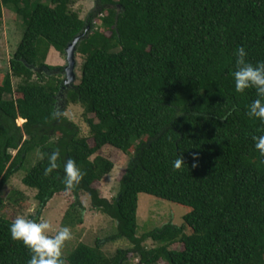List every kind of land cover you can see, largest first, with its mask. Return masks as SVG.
Returning a JSON list of instances; mask_svg holds the SVG:
<instances>
[{"label": "trees", "instance_id": "1", "mask_svg": "<svg viewBox=\"0 0 264 264\" xmlns=\"http://www.w3.org/2000/svg\"><path fill=\"white\" fill-rule=\"evenodd\" d=\"M72 1L0 0V25L8 9L24 27L3 82L0 73V204L11 179L39 154L22 181L38 202L26 219L41 221L49 202L70 192L62 226L82 225L85 195L117 222L113 238L132 244L110 258L102 249L108 240L81 243L62 255L65 264H129V254L139 264H264V156L253 140L264 135V121L247 114L255 89L237 93L232 77L237 46L251 63L264 61V0H95L85 19L71 11ZM78 36L81 76L61 98L64 68L47 60L65 56ZM68 105L84 108L93 145L65 116ZM106 147L131 157L111 199L96 187L115 168L100 155ZM54 151L57 168L46 176ZM179 155L186 165L174 169ZM68 159L82 174L73 188L64 183ZM141 194L191 212L182 226L138 237ZM13 222L0 214V264H28L29 249L11 238Z\"/></svg>", "mask_w": 264, "mask_h": 264}, {"label": "rangeland", "instance_id": "2", "mask_svg": "<svg viewBox=\"0 0 264 264\" xmlns=\"http://www.w3.org/2000/svg\"><path fill=\"white\" fill-rule=\"evenodd\" d=\"M94 6L95 0H73L70 9L71 11L77 12L82 19H85ZM23 33L24 27L22 21L17 18L14 12L5 9L0 25L1 82H3L4 77L11 71L10 61L22 41ZM54 56L55 55H53L52 59L48 57L47 64L53 67H64L66 65L65 56L58 55L55 58ZM77 60L78 67L76 72L78 75V84L81 76L83 59L78 55ZM13 82L14 86L17 87L19 80L14 78ZM65 116L81 127L82 132L85 136L90 138V144L93 145V140L91 139L89 129L85 123L86 116L84 108L80 105H68ZM90 117L93 118V116ZM24 123L25 120H17V125L19 127H22ZM13 154L15 155L16 152ZM100 155L110 159L115 165L112 173L105 176L101 182L96 184L102 196L111 199L116 196L119 191V181L131 157L111 147H106ZM39 157V154H33L32 157H30L29 164L27 163L22 171L11 179L8 186L3 191V202L0 204V214L3 216L14 221L19 216L28 218L30 215H35L37 213L38 202L35 199L36 192L25 187L22 181L28 171L37 163ZM15 191L22 194V197L16 199L18 202H15V198L12 197V193ZM81 200L86 207L84 222L82 225H77L76 227H68L71 232V238L64 242L62 248L63 256L70 255L81 243L94 247L97 245L98 240H108L103 244L102 249L110 258L114 257L119 250H128L132 248V244L127 239L120 237L113 238L118 236V224L115 220L94 211L91 208V201L88 196L82 195ZM73 201L74 198L70 192L59 194L55 196L44 209L41 221L46 220L52 225V235L63 228V219ZM190 212L191 208L141 194L139 196L137 236L141 237L169 223L182 226L185 223L184 217ZM145 246L152 249L159 245L152 241H148ZM172 248L181 249L182 245L177 244ZM128 260L129 264H139V259L133 254L128 255ZM160 264L165 263L160 262Z\"/></svg>", "mask_w": 264, "mask_h": 264}, {"label": "clouds", "instance_id": "3", "mask_svg": "<svg viewBox=\"0 0 264 264\" xmlns=\"http://www.w3.org/2000/svg\"><path fill=\"white\" fill-rule=\"evenodd\" d=\"M235 69L232 73L235 91L244 93L246 89L254 88L257 98L252 100L248 106V116L264 121V61H257L255 64L246 59L248 53L244 46H237L234 49ZM255 148L261 156H264V135L254 136ZM60 156L54 151L48 156V166L44 169L47 176L57 168V159ZM186 165L182 155L173 161L174 169H181ZM192 167H197V154H193ZM64 183L66 187L73 188L81 180L82 174L76 163L68 159L64 165ZM11 238L22 242L26 246L31 257L28 264H65L62 258L64 242L71 238V232L67 226L61 228L54 235L52 225L48 221H36L17 217L9 227Z\"/></svg>", "mask_w": 264, "mask_h": 264}, {"label": "water", "instance_id": "4", "mask_svg": "<svg viewBox=\"0 0 264 264\" xmlns=\"http://www.w3.org/2000/svg\"><path fill=\"white\" fill-rule=\"evenodd\" d=\"M81 39L82 36H78L65 50L66 65L64 67V87H73L77 81V50L78 43Z\"/></svg>", "mask_w": 264, "mask_h": 264}, {"label": "flooded vegetation", "instance_id": "5", "mask_svg": "<svg viewBox=\"0 0 264 264\" xmlns=\"http://www.w3.org/2000/svg\"><path fill=\"white\" fill-rule=\"evenodd\" d=\"M64 67H65V66H64ZM64 67H63V68H64ZM62 74H63V79H64V76H65V75H64V71L62 72ZM69 88H71V87H63L62 90H61V92H60V94H59V97L62 98V97H63V93L66 94V93L68 92V89H69Z\"/></svg>", "mask_w": 264, "mask_h": 264}, {"label": "bare ground", "instance_id": "6", "mask_svg": "<svg viewBox=\"0 0 264 264\" xmlns=\"http://www.w3.org/2000/svg\"><path fill=\"white\" fill-rule=\"evenodd\" d=\"M20 121H23V119H20Z\"/></svg>", "mask_w": 264, "mask_h": 264}]
</instances>
